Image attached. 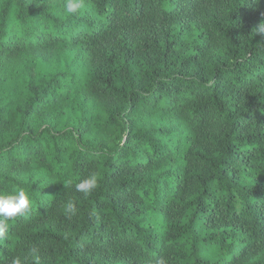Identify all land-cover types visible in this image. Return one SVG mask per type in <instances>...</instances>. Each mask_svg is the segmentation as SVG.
<instances>
[{"label":"trees","instance_id":"1","mask_svg":"<svg viewBox=\"0 0 264 264\" xmlns=\"http://www.w3.org/2000/svg\"><path fill=\"white\" fill-rule=\"evenodd\" d=\"M83 2L0 0V260L264 264V0Z\"/></svg>","mask_w":264,"mask_h":264},{"label":"clouds","instance_id":"2","mask_svg":"<svg viewBox=\"0 0 264 264\" xmlns=\"http://www.w3.org/2000/svg\"><path fill=\"white\" fill-rule=\"evenodd\" d=\"M84 7L83 0H67L64 6V12L66 15H75ZM257 32H264V24H261ZM68 188L69 181L63 182ZM98 187V177L96 174H92L86 179L80 180L75 184V190L83 193L85 196L89 195L94 189ZM64 213L66 215L76 214V205L71 200L67 201L64 206ZM32 210V201L29 194L23 188H17L14 192L4 194L0 193V239L4 238L6 233L7 223L11 220L26 215ZM34 258V264H39L38 249L33 247L31 250ZM0 264H4L0 260ZM11 264H24L20 257H15L11 260ZM157 264H166V260L161 257Z\"/></svg>","mask_w":264,"mask_h":264}]
</instances>
